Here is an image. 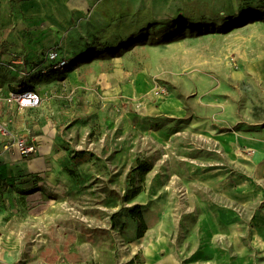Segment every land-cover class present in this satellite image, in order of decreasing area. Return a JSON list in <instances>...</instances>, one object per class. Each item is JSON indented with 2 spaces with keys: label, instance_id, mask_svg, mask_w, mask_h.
<instances>
[{
  "label": "rangeland",
  "instance_id": "374dc122",
  "mask_svg": "<svg viewBox=\"0 0 264 264\" xmlns=\"http://www.w3.org/2000/svg\"><path fill=\"white\" fill-rule=\"evenodd\" d=\"M49 51L29 60L26 79L9 59L0 67V78L15 80L0 87L50 98L34 109L1 104L0 123L53 141L45 172L14 164L8 171L7 162L0 175V264H149L170 255L177 264H264L255 210L240 202L238 179L217 184L201 175L223 169L229 157L237 177L239 168H251L218 137L229 134L232 146L233 137L264 128V0L186 4L118 43L87 41L62 70L49 66ZM116 69L143 78L153 95L167 88L188 118L206 119L202 125L216 133L202 139L185 129L188 119L162 120L153 128L170 136L159 138L124 113L86 104L95 90L104 97L99 76ZM120 99L139 108L145 102ZM90 104L97 112L85 113ZM159 241L167 247L152 250Z\"/></svg>",
  "mask_w": 264,
  "mask_h": 264
},
{
  "label": "crops",
  "instance_id": "0c3cea01",
  "mask_svg": "<svg viewBox=\"0 0 264 264\" xmlns=\"http://www.w3.org/2000/svg\"><path fill=\"white\" fill-rule=\"evenodd\" d=\"M197 1L202 0H0V61L3 64L5 59H9L8 62L11 64L17 57H23L28 68L29 60L37 61L42 52L49 51L51 48H59V54L66 59V56L71 57L75 52H81L87 41L93 38L105 37L113 43H118L120 39L131 37L143 23L173 15L184 5ZM144 67L149 68L147 63ZM5 74H7L5 71L1 72L2 76ZM98 82L104 90V97H100L101 100L96 94L89 95L86 104H102L101 112L124 113L127 119L133 118L136 121L143 133H155L159 135V138L163 135L169 137L165 128H153L156 121L162 120L184 123L188 119L190 125L185 128L186 130H198V132L206 130V125H202L206 119L188 118V111L182 99L171 95L160 97L151 94L152 87L150 89L145 85L143 78L129 77L123 73L122 69H116L112 73L100 74ZM12 83L15 84V80L8 75L0 78V86ZM8 86L14 88L13 85ZM40 95L43 102L50 99L42 93ZM121 96L133 101L138 98L140 101L145 97V102L140 108L137 106L141 104L136 105L137 108L134 105H123ZM64 97L73 100L74 92ZM1 104L20 109L17 105L6 102H0ZM91 104L90 111L87 107L88 110H85V113L97 112V107ZM185 129L183 130L186 131ZM183 130L177 131L176 136L181 135ZM178 133L180 134L177 135ZM34 136L38 138L39 151L41 136L51 138L48 134ZM229 136L222 133L218 138L227 140L229 150H234L245 160L248 159L251 168L249 170L239 168L237 177L230 169L231 157H229L225 168L206 171L201 175L204 176L205 181L217 184L226 181L229 183L233 178L238 179L237 181L242 185L238 193L241 197L240 202L255 210L252 217V230L258 235L257 240L264 243V128L233 137L232 146ZM1 141L0 139V159H2L0 175L6 170L7 162L12 163L8 165V171H14L13 164L20 167L21 164L30 160L35 162L31 166L23 167L22 171L32 175L46 171V162L40 161L41 152L35 158L23 161L22 158H18L17 151L9 155L1 154ZM12 158L17 159L13 162ZM233 182L236 181L233 180ZM228 185H224L223 192H228ZM166 247L165 242L159 241L153 244L155 249L152 250L158 251ZM167 257L157 260H166ZM154 260L151 259L149 264H157Z\"/></svg>",
  "mask_w": 264,
  "mask_h": 264
},
{
  "label": "built area",
  "instance_id": "2783aa9c",
  "mask_svg": "<svg viewBox=\"0 0 264 264\" xmlns=\"http://www.w3.org/2000/svg\"><path fill=\"white\" fill-rule=\"evenodd\" d=\"M49 66L54 70H62L67 66V60L62 57L58 49H52L47 54ZM2 63L0 61V67ZM10 69L17 72L20 79H26L29 76L26 60L23 57H17L10 64ZM95 93L102 97L95 90ZM154 95L160 97L169 96L167 88H157ZM0 102L17 105L20 109H34L42 105L43 98L40 93L34 89L14 90L11 86L0 87ZM1 154H10L15 149L22 159H32L39 154L38 138L34 135H15L9 131L8 127L0 123Z\"/></svg>",
  "mask_w": 264,
  "mask_h": 264
},
{
  "label": "bare ground",
  "instance_id": "6f19581e",
  "mask_svg": "<svg viewBox=\"0 0 264 264\" xmlns=\"http://www.w3.org/2000/svg\"><path fill=\"white\" fill-rule=\"evenodd\" d=\"M208 123V122H207ZM216 132L210 128L209 124H207L206 126V130L201 131L199 135V138L202 139H209L210 136L214 135ZM180 133H178L177 135H179ZM40 143H41V156H40V161H44L46 162V155H44L43 153H48L50 154L52 151V147H53V142L51 140V138H49L48 136H41L40 138ZM14 157V156H13ZM17 158H12V161H16ZM35 162V160H30V161H26L25 163L20 165V169H22L23 167L26 166H31L33 165V163ZM195 162V161H193ZM157 264H177V262L171 257V255L166 259V260H156Z\"/></svg>",
  "mask_w": 264,
  "mask_h": 264
},
{
  "label": "trees",
  "instance_id": "16d2710c",
  "mask_svg": "<svg viewBox=\"0 0 264 264\" xmlns=\"http://www.w3.org/2000/svg\"><path fill=\"white\" fill-rule=\"evenodd\" d=\"M22 82H23V81H22ZM13 89H14V90H17L16 88H13ZM28 89H29V88H27V89H23V91H24V90H28ZM18 90H22V89H18Z\"/></svg>",
  "mask_w": 264,
  "mask_h": 264
}]
</instances>
